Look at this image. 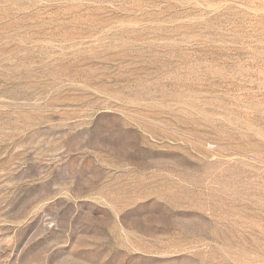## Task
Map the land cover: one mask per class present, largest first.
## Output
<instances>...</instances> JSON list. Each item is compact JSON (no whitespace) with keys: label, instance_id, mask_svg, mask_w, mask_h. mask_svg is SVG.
<instances>
[{"label":"rangeland","instance_id":"obj_1","mask_svg":"<svg viewBox=\"0 0 264 264\" xmlns=\"http://www.w3.org/2000/svg\"><path fill=\"white\" fill-rule=\"evenodd\" d=\"M0 264H264V0H0Z\"/></svg>","mask_w":264,"mask_h":264}]
</instances>
